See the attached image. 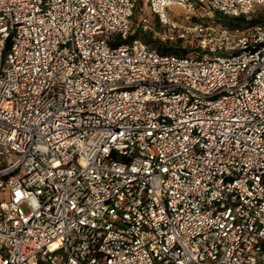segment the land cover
<instances>
[{
	"label": "built area",
	"instance_id": "2783aa9c",
	"mask_svg": "<svg viewBox=\"0 0 264 264\" xmlns=\"http://www.w3.org/2000/svg\"><path fill=\"white\" fill-rule=\"evenodd\" d=\"M144 4L0 0V264H264V0Z\"/></svg>",
	"mask_w": 264,
	"mask_h": 264
},
{
	"label": "rangeland",
	"instance_id": "374dc122",
	"mask_svg": "<svg viewBox=\"0 0 264 264\" xmlns=\"http://www.w3.org/2000/svg\"><path fill=\"white\" fill-rule=\"evenodd\" d=\"M136 2V10L134 13V24H133V29L136 31H139V35L138 37H140L143 41H145L146 43L152 45V46H157V41L155 40V37L152 33L150 32H140L139 27L137 26L136 21L138 20V18L140 17V15H149V11L148 8L146 7V5L144 4V0H135ZM170 12L173 16H177L179 15V7L178 6H173L170 9ZM257 16H259L260 18H264V9H261L259 11V13L257 14ZM213 18V17H211ZM207 21H209V24H217L216 20H212V19H208ZM177 47L181 48V46L176 45ZM182 53V51H181Z\"/></svg>",
	"mask_w": 264,
	"mask_h": 264
},
{
	"label": "trees",
	"instance_id": "16d2710c",
	"mask_svg": "<svg viewBox=\"0 0 264 264\" xmlns=\"http://www.w3.org/2000/svg\"><path fill=\"white\" fill-rule=\"evenodd\" d=\"M212 20H216L217 24H221V25H228V26H234V25H241V24H245L246 22L242 19V18H229V17H225L223 15H221L220 13L216 12L215 15L213 16V18H210ZM264 22V18H253L249 21H247V23H253V22ZM209 21H206V23H208ZM139 35V31L134 30V32L129 36V39H132L133 37H136ZM157 47L163 51V52H183L184 49L179 48L177 46H171V45H163V44H159L157 43Z\"/></svg>",
	"mask_w": 264,
	"mask_h": 264
}]
</instances>
